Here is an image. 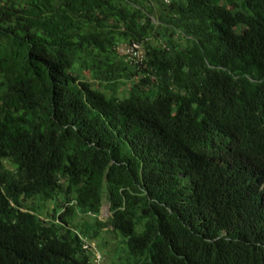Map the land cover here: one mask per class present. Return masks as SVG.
<instances>
[{"label":"trees","instance_id":"trees-1","mask_svg":"<svg viewBox=\"0 0 264 264\" xmlns=\"http://www.w3.org/2000/svg\"><path fill=\"white\" fill-rule=\"evenodd\" d=\"M97 242L264 264V0H0V264Z\"/></svg>","mask_w":264,"mask_h":264},{"label":"rangeland","instance_id":"rangeland-1","mask_svg":"<svg viewBox=\"0 0 264 264\" xmlns=\"http://www.w3.org/2000/svg\"><path fill=\"white\" fill-rule=\"evenodd\" d=\"M139 48V47H138ZM141 49V48H140ZM121 53L122 54H125V53H128V51H127V48H125V47H122L121 48ZM142 54H143V50H139V52L137 53V57H140L141 58V56H142ZM111 216V213H110V207H109V205H108V203L107 202H105L104 203V205H103V208H102V211H101V215H100V220H103V221H107V219H109V217ZM105 235H103V237H104ZM105 238V237H104ZM102 240V239H101ZM103 241V240H102ZM101 244V242H97L96 244H95V247H97V248H99V245ZM115 244H116V242H112L111 243V246H110V248L108 247V252H110V253H113V249L115 248L114 246H115ZM101 254L104 256V257H102V259H101V261L100 262H96V264H110V258L108 257V255H107V253L104 251H101ZM99 259V256L97 255V260Z\"/></svg>","mask_w":264,"mask_h":264},{"label":"clouds","instance_id":"clouds-1","mask_svg":"<svg viewBox=\"0 0 264 264\" xmlns=\"http://www.w3.org/2000/svg\"><path fill=\"white\" fill-rule=\"evenodd\" d=\"M85 249H91L92 251H94L96 253V262L97 263L101 261L102 256H101L99 250H97V248L95 247V244L94 243L93 244H87L86 243ZM97 255L99 256V259L98 260H97Z\"/></svg>","mask_w":264,"mask_h":264},{"label":"built area","instance_id":"built-area-1","mask_svg":"<svg viewBox=\"0 0 264 264\" xmlns=\"http://www.w3.org/2000/svg\"><path fill=\"white\" fill-rule=\"evenodd\" d=\"M133 50H131L130 52H132Z\"/></svg>","mask_w":264,"mask_h":264}]
</instances>
